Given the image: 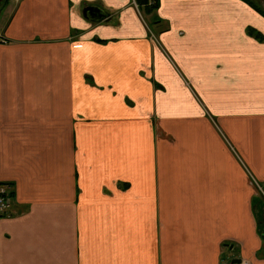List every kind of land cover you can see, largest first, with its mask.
Here are the masks:
<instances>
[{
    "label": "crops",
    "instance_id": "crops-1",
    "mask_svg": "<svg viewBox=\"0 0 264 264\" xmlns=\"http://www.w3.org/2000/svg\"><path fill=\"white\" fill-rule=\"evenodd\" d=\"M0 8V264H264L262 12Z\"/></svg>",
    "mask_w": 264,
    "mask_h": 264
},
{
    "label": "built area",
    "instance_id": "built-area-1",
    "mask_svg": "<svg viewBox=\"0 0 264 264\" xmlns=\"http://www.w3.org/2000/svg\"><path fill=\"white\" fill-rule=\"evenodd\" d=\"M152 3V0H149ZM9 192L8 185H0V213H3L5 209L8 207L6 197ZM221 264H252L249 260L245 258L234 259L228 262H222Z\"/></svg>",
    "mask_w": 264,
    "mask_h": 264
},
{
    "label": "water",
    "instance_id": "water-1",
    "mask_svg": "<svg viewBox=\"0 0 264 264\" xmlns=\"http://www.w3.org/2000/svg\"><path fill=\"white\" fill-rule=\"evenodd\" d=\"M82 13L84 17L93 20H102L106 17L101 8L94 5L84 7Z\"/></svg>",
    "mask_w": 264,
    "mask_h": 264
},
{
    "label": "trees",
    "instance_id": "trees-1",
    "mask_svg": "<svg viewBox=\"0 0 264 264\" xmlns=\"http://www.w3.org/2000/svg\"><path fill=\"white\" fill-rule=\"evenodd\" d=\"M137 5L139 6V8L144 12V13H148L150 12L152 9L156 8L157 4H158V0H152V3L149 2V0H135ZM255 8V7H254ZM256 9V8H255ZM258 10V9H257ZM250 34H254L255 37L261 39L262 37L255 33L252 29H248L247 30ZM2 215V214H0Z\"/></svg>",
    "mask_w": 264,
    "mask_h": 264
},
{
    "label": "rangeland",
    "instance_id": "rangeland-1",
    "mask_svg": "<svg viewBox=\"0 0 264 264\" xmlns=\"http://www.w3.org/2000/svg\"><path fill=\"white\" fill-rule=\"evenodd\" d=\"M5 0H0V7L2 5V2H4ZM249 2V4L253 7H255L256 9H258L260 12H262L264 14V0H247ZM1 9V8H0ZM3 20V21H1ZM0 21V27L1 25H3L6 21V16L3 17Z\"/></svg>",
    "mask_w": 264,
    "mask_h": 264
}]
</instances>
